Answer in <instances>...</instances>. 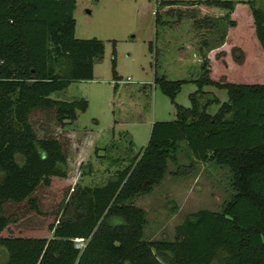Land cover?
<instances>
[{"label": "trees", "instance_id": "trees-1", "mask_svg": "<svg viewBox=\"0 0 264 264\" xmlns=\"http://www.w3.org/2000/svg\"><path fill=\"white\" fill-rule=\"evenodd\" d=\"M254 32L264 51V12L248 2ZM230 0H162L155 11V35L163 28V48L183 61L199 63L196 77L169 79L154 70L153 84L175 107L173 121L152 123L146 146L102 186H77L65 213L48 225L50 237L9 232V204L26 202L40 213L34 193L53 177L66 176V156L57 138L39 137L31 125L36 110L52 112L61 125L87 109L84 99H51L72 81L93 79L104 53L97 38L75 37L76 0H0V264H264V83H235L210 77L209 50L225 55V36L215 35L216 13L228 27L235 9ZM114 42V41H113ZM154 65L159 49L150 43ZM239 49L230 59L240 63ZM230 63L227 62V65ZM112 76L118 81L112 64ZM197 89L183 107L175 96L184 82ZM205 86L225 89L220 103ZM219 104L214 114L206 108ZM194 160L229 169L233 193L220 211L200 209L174 227L172 241L143 239L142 208L129 203L149 194L177 163L179 143ZM7 232V233H6ZM75 239L84 247L76 248Z\"/></svg>", "mask_w": 264, "mask_h": 264}, {"label": "rangeland", "instance_id": "rangeland-1", "mask_svg": "<svg viewBox=\"0 0 264 264\" xmlns=\"http://www.w3.org/2000/svg\"><path fill=\"white\" fill-rule=\"evenodd\" d=\"M76 1L75 37L102 40L104 53L94 63L92 80L72 81L49 96L64 102L87 101L85 112L79 113L72 123L61 126L49 111L30 114L39 137H53L61 142L67 171L64 178L53 177L49 186H39L35 191L40 213L26 202L7 205L5 214L14 220L8 231L22 237H50L48 225L56 224L65 213L73 189L104 185L146 146L152 123L175 119L174 104L153 84L154 70L169 79L196 77L199 72V63L183 61L175 52L163 48V28H157L156 37L154 13L162 0ZM230 1L236 4L230 15L233 26L220 21L216 13L205 14L218 21L215 35L225 36L227 42L224 56L209 50L210 77L243 84L264 83V51L256 39L248 3L255 2L264 12V0ZM150 43L159 49L156 66ZM233 46L239 49V64L230 59ZM113 59L118 81L112 76ZM196 89L195 83L184 82L175 102L188 107V95ZM203 90L213 92L220 103L227 100L225 89L205 86ZM218 106L210 104L207 113L214 114ZM232 193L228 168L194 160L186 143L180 142L177 163L168 161L165 176L151 192L138 195L129 203L145 212L143 239L172 241L174 227L187 214L200 209L220 211ZM5 260L6 253L0 248V263Z\"/></svg>", "mask_w": 264, "mask_h": 264}, {"label": "built area", "instance_id": "built-area-1", "mask_svg": "<svg viewBox=\"0 0 264 264\" xmlns=\"http://www.w3.org/2000/svg\"><path fill=\"white\" fill-rule=\"evenodd\" d=\"M76 248L82 249L84 247V240L83 239H75Z\"/></svg>", "mask_w": 264, "mask_h": 264}, {"label": "crops", "instance_id": "crops-1", "mask_svg": "<svg viewBox=\"0 0 264 264\" xmlns=\"http://www.w3.org/2000/svg\"><path fill=\"white\" fill-rule=\"evenodd\" d=\"M77 2V1H76ZM75 10H76V7H75ZM75 10H74V12H75ZM210 15V12H205V11H203V15ZM73 15H74V13H73ZM214 16H217V15H214ZM76 25V24H75ZM208 55H209V59H210V53H208ZM213 93V92H212ZM214 94V93H213Z\"/></svg>", "mask_w": 264, "mask_h": 264}]
</instances>
